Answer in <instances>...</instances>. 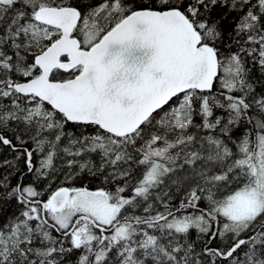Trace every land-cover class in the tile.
Wrapping results in <instances>:
<instances>
[{"label":"snow or ice","instance_id":"obj_1","mask_svg":"<svg viewBox=\"0 0 264 264\" xmlns=\"http://www.w3.org/2000/svg\"><path fill=\"white\" fill-rule=\"evenodd\" d=\"M153 2L0 0V204L18 206L0 264H264V0ZM217 6L238 14L227 38ZM133 41L155 52L129 80L105 57ZM84 175L115 191L70 186Z\"/></svg>","mask_w":264,"mask_h":264},{"label":"trees","instance_id":"obj_2","mask_svg":"<svg viewBox=\"0 0 264 264\" xmlns=\"http://www.w3.org/2000/svg\"><path fill=\"white\" fill-rule=\"evenodd\" d=\"M69 2L72 3V4H75V5H79V6H81L83 8L84 5H87L89 7L99 6L101 3L104 2V0H69ZM108 2L109 3H113L114 0H108ZM148 4H151L152 7H156L157 6L156 3L153 2V0H132V6L136 10H139L142 7H144L145 5H148ZM225 14H227L226 18L220 21V27L224 29V34H225V37L227 38L228 32H230L232 30V28L235 26V23L238 21V14L236 12H230L229 13L227 7L217 6L211 13V19L213 21L220 20L221 16H223ZM82 15H83V12H82ZM125 15H127V13H125ZM117 17H118V14H117ZM113 24H114V22H113ZM111 26H113V25H108V28H110ZM74 36L76 38H78V39H81V41H82V36H81V34L79 32H75ZM218 47L220 48V51H221L222 54L227 55L229 49L225 48L223 46V44L218 45ZM231 51H233V52L236 51V48L233 47L231 49ZM70 75H71L70 73L61 72V73H59L57 78L58 79H64V78H68ZM252 77L254 79H256V80H259V79L262 78L255 71V69H253ZM215 87H216V85H214V90H215ZM257 91H260V89L257 88ZM176 102H177V99L171 104H175ZM5 103H6V101H5ZM216 115H226V113H223L220 110H217L216 111ZM195 122L196 123H200L201 122V118L199 116H196L195 117ZM68 127L71 128L76 133V135H79L80 132L83 130V129L79 128V127H73L72 125H68ZM87 131L89 133H91V132H93V129L91 127H89L87 129ZM235 135L238 136L239 132L235 133ZM29 147H31V145H29ZM14 156H15V153H10L7 148H4L2 151H0V162H2L5 159H12ZM39 158L40 157H38L37 154L34 153V155H33L34 164H37ZM92 159L98 162V157L97 156L94 155L92 157ZM57 163H58V161H57ZM17 164H18V166L21 169H24L23 160L18 161ZM24 170L26 171V169H24ZM10 171H12V170L7 168V167L0 168V177H2L5 173H8ZM64 171H66V169ZM141 173H142V169L138 168L136 170V172L134 173V176L138 179V178H140ZM54 175L56 176V179L52 183L51 188L47 189V190L53 191L58 186H61V184H62L63 173H58V174H54ZM19 177H20V172H17L14 176L11 177V184L12 185H16L17 182H18ZM33 179L34 178H33L32 175H30V174L29 175H25L24 178H23V184L27 185L29 183H32ZM47 183H48L47 180H41V181L36 183V187L38 188V190L45 189V186H46ZM116 183L117 184H122L123 182L122 181H117ZM70 186H77V187L84 186V187L89 188L90 190H96V189H99V188H104V189L109 190V191H115L116 184H114V183H105V182H103L102 178H90L88 175H84L82 179L81 178H77L76 180L71 181ZM47 190L45 191V195L43 197V199H45V200L47 199V196H48V193H49V192L46 193ZM128 194H129L128 192L124 193L125 196H127ZM179 199H180V197L178 195L176 197V199L173 201V203L174 204H178ZM17 209H18V206L16 205L15 201L12 202L11 206H8L6 204H0V224H3L7 217L14 216L16 214V212H17ZM129 211H131V210H129ZM140 212H141V210L137 209V214H140ZM54 235H55V233H54ZM189 237H190V239H193V240L196 238L195 229L191 230V232L189 234ZM219 245H220V242L214 241L211 246L212 247H218ZM196 247L199 250L200 248L203 247V245L200 244V243H197ZM79 254L80 253L77 252L74 255L68 257L67 259L70 260V261H75Z\"/></svg>","mask_w":264,"mask_h":264},{"label":"water","instance_id":"obj_3","mask_svg":"<svg viewBox=\"0 0 264 264\" xmlns=\"http://www.w3.org/2000/svg\"><path fill=\"white\" fill-rule=\"evenodd\" d=\"M138 27H140L142 30L144 26H138ZM154 52H155V49L141 47L135 41H133L131 44H125V45L116 44V45L110 46L109 53L105 57V60L108 61L112 59L113 56L117 53L122 54L123 58L126 60V64L128 66H131L133 69L132 72L128 74L127 78L129 80H135L136 78H138L136 74V69L143 71V68L147 66V64L150 62L151 57L154 54ZM159 75L161 74L157 73V76ZM117 78L119 79L120 77L118 76ZM174 99L175 98H173V100ZM124 103L125 105H127L129 101L126 99Z\"/></svg>","mask_w":264,"mask_h":264},{"label":"rangeland","instance_id":"obj_4","mask_svg":"<svg viewBox=\"0 0 264 264\" xmlns=\"http://www.w3.org/2000/svg\"><path fill=\"white\" fill-rule=\"evenodd\" d=\"M167 108H168V107H167ZM167 108H166V109H167ZM48 192L50 193L51 191H50V190H47V192H46V193H48ZM49 193H48V194H49Z\"/></svg>","mask_w":264,"mask_h":264}]
</instances>
